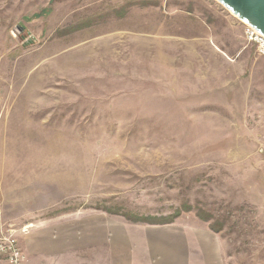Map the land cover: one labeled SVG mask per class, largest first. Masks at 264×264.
<instances>
[{"label":"rangeland","instance_id":"1","mask_svg":"<svg viewBox=\"0 0 264 264\" xmlns=\"http://www.w3.org/2000/svg\"><path fill=\"white\" fill-rule=\"evenodd\" d=\"M245 26L215 0H0V236L22 264H264Z\"/></svg>","mask_w":264,"mask_h":264},{"label":"water","instance_id":"2","mask_svg":"<svg viewBox=\"0 0 264 264\" xmlns=\"http://www.w3.org/2000/svg\"><path fill=\"white\" fill-rule=\"evenodd\" d=\"M264 37V0H215Z\"/></svg>","mask_w":264,"mask_h":264},{"label":"built area","instance_id":"3","mask_svg":"<svg viewBox=\"0 0 264 264\" xmlns=\"http://www.w3.org/2000/svg\"><path fill=\"white\" fill-rule=\"evenodd\" d=\"M245 37L252 43L257 53L264 56V37L249 26H245ZM0 261L6 264H22L23 254L17 244L13 231L1 233L0 236Z\"/></svg>","mask_w":264,"mask_h":264},{"label":"trees","instance_id":"4","mask_svg":"<svg viewBox=\"0 0 264 264\" xmlns=\"http://www.w3.org/2000/svg\"><path fill=\"white\" fill-rule=\"evenodd\" d=\"M184 208L177 209L174 214L165 216V217H156V216H147V217H138V216H127L126 214H121L123 215L122 217H127L129 221L133 223H141V224H146V225H170L174 223V221L183 213L189 210L188 207L183 206ZM107 213L113 214V212L107 210ZM119 215V214H115ZM205 221V219L203 220ZM213 230H215L214 226L212 227Z\"/></svg>","mask_w":264,"mask_h":264},{"label":"crops","instance_id":"5","mask_svg":"<svg viewBox=\"0 0 264 264\" xmlns=\"http://www.w3.org/2000/svg\"><path fill=\"white\" fill-rule=\"evenodd\" d=\"M0 264H6L5 262H3V261H0ZM205 264H217V261H206V263Z\"/></svg>","mask_w":264,"mask_h":264}]
</instances>
